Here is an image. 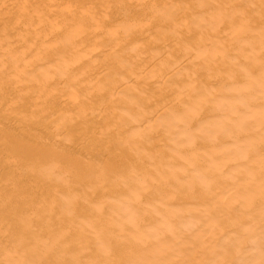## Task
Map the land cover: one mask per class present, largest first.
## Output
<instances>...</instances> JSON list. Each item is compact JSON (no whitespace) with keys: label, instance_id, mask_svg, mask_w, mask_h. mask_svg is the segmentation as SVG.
Here are the masks:
<instances>
[{"label":"bare ground","instance_id":"obj_1","mask_svg":"<svg viewBox=\"0 0 264 264\" xmlns=\"http://www.w3.org/2000/svg\"><path fill=\"white\" fill-rule=\"evenodd\" d=\"M143 1L146 0H0V59L4 61L3 58L5 57V61L3 63L4 65L2 66H5V62L8 65L7 68L1 67L3 70H0V110L3 111L0 112V260H3L5 264H194L192 263L194 260H197L196 263L198 264H250L252 262V260L250 262V258L254 259L251 250L254 252L256 247L259 248V255L256 257L261 259L259 262H255V264H264V226L262 227V230L258 231V228H255L254 225L257 221V218L258 220H260L259 217H263L264 215V131L262 133V131L260 130L261 140L260 138H258V135H260V133L257 132L256 134H254V130H252L249 135H245L247 139L246 141H248V145L250 146V148L252 147L256 150L259 145L261 146V149L259 146L260 155H255L254 153L256 151L253 153L254 150L252 151V148H249L252 151H250L249 153H253L255 155L254 156L251 154L249 158V160L253 161L252 166L251 164H248L253 168V170L246 172V178L253 179L252 186L241 188L238 185H240L242 182L240 184L236 183L237 181L234 182L233 180L229 182L228 180L231 178V176H229L230 178L228 177L229 179H227L228 183H226V186H223L225 187L224 190L218 189V185L216 186V181V183L213 182L212 184L208 185V187H204L203 192H201L202 196L200 195L204 201H210L209 203L215 208L212 209V211L225 208L224 210L227 214L232 208L231 199H233L237 195H241V197H244V195H247L250 190L252 192H255L252 200L256 205H253V207H251V210L248 209L249 212L242 211V215L240 214V217L239 215H235V213H233L234 211H232L231 213L234 214V219L236 220V222H233L232 225L228 221L226 222V224L229 223L228 227H232L230 228L232 229V233L230 232L229 235H227L229 231L227 232V234H225L224 232V239L221 237L225 241V239L227 240V236H233V232L234 230H236V236H234L233 238H228L229 240L232 239V241H235L233 243H237V245L235 244V248L237 247L236 251H234V253L236 252L235 254L237 260L234 262L232 259H217V257L221 255L227 247L225 246L226 243L229 242H224L222 241V239L218 240L219 235L218 237L216 235L219 234L220 227H216V225H214L215 228H218L219 230L213 229L214 226H212L213 228H210L212 230L218 231L216 232L217 234L215 233V236L217 238L213 237V235L211 237L216 239L215 242L213 240L212 242L207 241V245L199 244V248L192 247L190 243H187L188 241L185 242L187 248L184 245V250H190L191 253H196V251L202 252L198 255L196 253L197 256L205 254L206 251L207 253L208 251H210L213 255L212 263H208V260L206 261L204 257H201L198 260L194 256L195 254H183L181 251L180 253L178 252V254L174 253V250L176 249V247L174 246H176L177 244L181 245V243H183V240H181L178 236L179 233L177 234L176 229L178 228L175 229L170 224L172 221L171 218H175V215L177 214L174 213L172 207L168 206V202L175 197L176 192H169L168 190H163V192L142 191L145 189L143 186H141L142 188H135L132 185H135V183H137V181L134 182L133 179H136L138 177V173L136 174L134 172L133 174H131L130 172H138L136 170V168H138L139 171H142V173L139 172V174H144L145 171L143 173V170H140V168L143 167L144 163L142 162V160H139L138 157L140 155H137L138 157L135 155L138 160H134L132 158L131 161L130 156H121L119 152L122 149L124 151V145H126L124 144L125 142H131L128 138L130 135L137 138L134 141L136 143H142V139L146 140L145 142H147L150 139L149 135L152 131L150 129L152 128L153 122L157 123L158 125H162L163 128L166 127L167 130V128H172L173 124L174 126H176L175 123L171 124L174 117L184 118L186 116L187 120L185 121L193 119L194 121L192 120L193 122L191 123L194 124L193 126L189 127H194L193 129L196 128L197 130L199 128V131L201 132L199 136L204 134L203 138L200 136L201 141L199 143H202L203 139V144H200V147L202 149H205L204 147L207 146V142H218L220 144V141H223L225 135L229 134L228 130V134H226L225 131L228 127L226 124H231V127H229L231 128V130L232 128H234L233 130L235 131V127L241 128L242 125H245V127H247L248 125L249 127L251 125V120L249 119L252 117H256L260 114V116L264 118V114L260 112L257 113L253 110L256 107L250 108L251 110L248 111V117H246L247 115L245 116L244 110H242L241 108V115L240 110L236 111L237 109L232 108L234 107V103L231 104L232 101L230 102V104L227 102L228 97L226 96V98L223 96L226 101H223L224 103L222 102V106L216 109L215 107H212L211 109L214 110L210 113V105H206L209 110L206 109V106L205 109L207 113H209V115L207 114V116L206 113H204L201 114L203 116H198L200 118H198L196 115V118L195 110L201 104L210 100V98L212 99L210 91H200L201 93L198 92L199 96L195 95V98L191 99H188V97L186 98L187 101H184L185 98L183 95L182 96L184 100L182 97H179L182 94H180V92H183L182 88L181 91H179V89L175 87L170 89L168 92L164 91V89L167 88V84L173 82L179 77H183L184 80L186 79V83L188 84L190 78L192 81V79H194L196 76L201 75L199 73L202 71L203 61L206 57L209 60L214 59L217 62L220 59L225 61L229 56L231 57V53L229 55V52L234 49L233 47H235L236 44L233 46L234 43H231L233 46H230L232 47V49L230 48L231 50L228 48V50L224 52L222 51L212 53V51L210 53L209 50H211V48L209 49L207 47L211 44V41L209 42L208 39L206 40V38L210 37L205 38V35L201 37L203 33H194L192 32L193 29L185 30L184 33H182V37L173 36V38L171 39H166L171 30L169 32L166 31V33L168 32L167 36L166 33L159 30V26L155 27L154 30L151 31L149 29V26L151 24L145 22L146 20L142 21V18L148 17L150 19H157L159 21V17L157 18V16H164V13L162 15H159V12L163 11L166 8L165 5L168 3V0L166 4V0L146 1H152L149 2L151 4L144 3ZM191 1L192 0H178V4L175 7L177 8V13H180L186 19L187 23V19H194V17H198L197 15H199L200 17L201 15H207L208 13H213L218 10H229L228 18L231 19L235 16H238L240 12L254 8L253 6H255V4H259L258 7H260V3H257L256 0H206L204 4H201V0H198V2L194 4L197 1L194 0L192 6ZM173 8L174 4L169 3V11L167 14L165 13L169 19H173V16L176 14ZM251 11L250 13H248L249 15L245 16H248L249 18L252 15ZM210 15L209 17L213 19V16ZM224 15H226V13H224ZM224 15H222L221 17H223ZM215 16L218 17V15ZM245 16L243 18H245ZM206 17H208V15ZM217 17H214L212 22H214L215 19L218 20ZM177 18L175 16V20ZM211 18H207L206 21L209 20L211 22ZM199 19L200 18H198V20ZM205 19H202V21H204ZM252 19L253 18H249V20H251L253 24L249 22L251 25L248 28L242 27V29H239V26H237V24L240 22H238L237 24H232L231 26H237H233V28L230 27L231 23H227L229 19H226L225 21L221 20V24H218L216 20V22L212 23V25H215V27L210 29V33L214 34V36L216 34L217 36L224 37L228 36V34L232 35L234 33L235 35L232 36V39L233 37L236 38L238 36L239 38L237 37V40H240L238 42H242V45L247 41L249 42V40L243 42V40L249 39V36L253 38L252 36L256 35L253 39H256L258 37V40L263 41L264 38H259L261 35L259 36L258 34L260 32L264 34V11L262 14L256 16V19H254L255 21ZM148 20L149 19H147V21ZM175 20H173V22ZM198 20H196V22ZM246 20L248 21V19H245L244 22ZM244 22L242 21L240 24ZM202 24L203 23H201V25ZM178 26L176 27L178 28ZM167 27L168 24L165 27L163 26V28L166 29L170 28V26L169 28ZM121 29L122 31H120ZM238 30H240V32ZM203 31L205 32V30ZM155 33H158V35ZM152 35H154L155 39L157 37L158 42L156 40H151V37H153ZM208 36H212L213 38V35ZM221 38L223 39V37ZM237 40L234 41L238 43ZM206 41L210 43L208 44L207 42L208 46L205 45ZM263 42H261V44H263ZM240 43L238 44L241 45ZM250 43L251 41L249 42V44ZM140 44L143 47L141 50H138L137 47ZM216 45L217 44L215 43L214 47ZM256 46L259 49L260 46ZM211 47L213 46L211 45ZM238 49L239 48H237V51ZM262 51L264 52V44ZM242 53L245 54L244 52ZM234 54L236 55V53ZM262 55L264 56V53H262ZM263 56L261 58H264ZM243 57L245 58H242L240 60H246V56ZM257 59L258 58L256 57V60ZM240 63L244 64L243 61L239 62V64ZM234 64H232L231 66H233ZM247 64L248 62L246 63V65ZM215 65L214 70L217 68L215 67ZM219 65H221L222 67L224 65L226 66V64L222 65L221 62ZM246 65H244V67ZM259 65H261V63H259ZM259 65L256 66L255 64V67H259ZM219 67L220 66H218V68ZM251 67L255 68L254 66ZM260 67L263 68V66ZM260 67L258 71L260 70ZM155 69L159 72H157L158 75L155 73V75H157L156 79L152 84H150L149 74ZM234 69H236V73H234L238 76V73L243 70H238V72V68ZM245 69L246 68H244V70ZM258 71L256 69L255 71H253V74ZM231 73L222 70V72L218 74L217 78L225 79L229 78L230 76L232 77ZM235 74L234 76H236ZM10 76L13 77V80L11 79V82L10 80H8L9 82L5 83L6 79ZM251 76H253L254 79V75ZM260 76H262V74ZM212 78H210V80ZM240 79L241 78L239 77V80ZM239 80L236 81L235 79L236 83ZM244 81L246 80H243L241 82L243 83ZM229 82L231 83L233 81ZM63 83L70 89L75 88L76 90H78V92L82 89L86 90V92H88L90 89H95L94 92H97L95 98H99L97 100L91 99V97L93 96L92 95L89 98L91 100H89L88 102H84V104L81 106V102H78L76 96L71 94L75 89L68 92V94H59L60 92L57 93L59 90H61L59 88L57 92L54 91L56 90L55 86H58L59 84L63 85ZM191 83L194 82L192 81L190 82V84ZM214 84H216V82L211 85L215 86ZM221 84L222 83H220V85ZM245 84L248 83L244 82V85ZM148 85L152 86L150 88H147ZM218 85L216 86L218 87ZM187 86L189 85L185 84L182 87L188 89ZM251 86L254 89L252 87H247L249 88V90L247 89L248 92L250 91V89H252L251 91L260 89L258 83L254 81L251 82ZM4 87H6V90H4ZM247 91L246 89H244L245 94ZM248 92L247 94H249ZM178 94L180 95L178 96ZM257 94L258 91L256 92V99H252V97L250 96L249 98L248 96L246 98H251V100H253V103L259 102L260 107L264 108V93H261L262 95L260 96H258L259 94ZM133 95L142 98L143 96H147L148 99L157 98L158 104H160L161 109L163 110L160 113L158 112L159 109L157 112L153 110L152 112L154 113H149V108H152L154 104L151 106L150 101L146 102V100H144L146 102L145 104L149 105L139 106L140 101L138 100H140V98L135 101L129 99L130 96L134 98L135 96L133 97ZM242 95V99H244L245 95L243 93ZM219 96H221V94ZM147 97L145 98L147 99ZM241 101L245 102L246 100ZM246 102L251 103V101L249 100H247ZM143 103L144 102L142 100L141 105ZM237 103H239V101ZM237 103L235 104V106L237 105ZM4 106H6V108H2ZM127 108L130 109L128 110L130 111V114H126L128 113L126 112ZM84 109L85 112L81 115L80 110L82 111ZM201 111L203 112V110ZM234 114H236L237 118L240 117L239 120H236L237 118ZM204 115H206L207 117H204ZM80 116L84 119L92 121L93 124L90 122L92 126L103 124V127L105 128L106 125L107 129L94 131L91 126L88 127L86 125H82L83 123H79L81 120H84L83 118L81 120H78ZM177 119L179 120V118ZM176 121L173 120V122ZM183 121L184 119H181L179 122L177 121L178 123H180V125L178 124L179 126L177 125V129L178 127H182L181 122ZM255 122L253 123L254 126H251V128H256ZM223 123H225L224 125H226V129L222 128L221 125H223ZM155 125L156 124H154V126ZM109 126L110 128H108ZM251 128L249 127V130H246V128L241 129L242 131L246 130V132L249 133L248 131H250ZM241 129H239V132ZM160 130H162V128ZM169 130L173 131V129ZM168 131H166L168 135H171V133L174 135L173 132L170 133V131ZM163 132L166 133L165 131ZM223 132L225 133V135L221 134ZM236 132L240 135L237 129ZM236 132L234 134H236ZM233 133L230 134L234 135ZM184 134H186V136L183 140L181 139L182 137L179 136L181 137V142L179 139V143L185 144V150L187 147V151L190 152V156L185 157V161L183 163H186V168L188 163L195 161L197 162L198 159L201 160L202 156H198L197 154L202 151V149H200L199 144H197V147L186 146V143H191L193 137H191L192 134L187 135L188 133L186 132ZM242 134H244V132L241 133V135ZM232 135H230V137H232ZM239 135L237 136L239 137ZM176 136H178V134L174 136V139ZM227 137L229 138V136ZM243 137H241L240 139H242ZM106 139H109V141L106 142ZM224 140H227V138ZM230 140L232 139L230 138ZM174 141L175 140H173L172 142ZM196 141L199 140L196 139ZM243 141V143H245V138L243 139ZM134 142H131V144ZM239 143L240 141L236 145H244L242 143ZM170 144L171 143H169V145ZM228 144L233 145L232 142ZM176 145L177 144L173 146L170 145L169 148L171 149V147H173L176 149ZM222 145H224V143ZM231 145L229 146L226 143L222 147H231ZM248 145H244L241 147L244 148ZM138 148H136V150ZM226 149L229 151L231 150L228 149V147ZM259 149H257V151ZM128 150L123 154H126L128 152L130 153L131 150ZM243 150H245V148L241 149V151ZM165 151L167 152V150H164V153ZM169 151H172V149H168V153ZM174 151L175 150L173 149L172 152ZM187 151L185 152L187 153ZM138 152L141 154L140 151ZM172 152L170 154L174 156ZM207 152L208 151L204 150L203 154L206 155ZM233 152H235V157H238L242 153L237 150V148L234 149ZM221 153L222 152H220V154ZM160 154H163V152H161ZM216 154L217 153H215V155ZM220 154L218 153L219 156ZM107 155H113L112 157H114V159L117 155H119L117 159L119 160L120 158L121 161L110 159L113 160L112 166V163L109 162L108 164L107 162L110 167L107 166V164L103 163L102 165H106L107 167H109L107 168L103 166L106 168V170H102V166L101 168H99L97 166L91 165V163H88L89 160L86 161L91 157H104ZM212 155L213 154L210 153L208 155V159L207 157L205 158L207 159V162L210 161ZM226 155H224V159H228L229 157L232 159L234 158L229 154V157L226 158ZM58 157L64 158L65 162L63 164L60 163L61 165H57V163L51 164V162H53V160L57 159ZM241 157L239 156V160ZM160 159L162 158L160 157ZM214 159L215 157L212 160ZM102 160H104V158H102ZM147 160L149 162V159ZM217 160L218 159L216 158V161ZM234 160L235 158L232 161ZM249 160H247V162ZM225 161H223V163L221 164H224ZM144 162L146 163V161ZM205 162L206 161H203L199 165V169L197 167L199 171H204L206 166H208L207 164L209 163L205 164ZM177 166H174L176 168V171H181L180 167L183 165H180V167ZM195 166H198V164L196 163ZM195 166L193 167L195 168ZM228 166L226 165V167ZM239 166L240 165L236 166L235 169L232 168V170H234L233 177L235 176V172H238L235 170L241 169L238 168ZM133 168L135 170H133ZM147 168L145 167L144 169L149 171L150 168ZM209 168L210 173L215 177L219 176V178H222L223 181L226 179L225 177H221V174H218V170L220 169L218 168V165L213 164V166L211 165V167ZM232 170L228 173H233ZM108 173L110 174L108 175ZM228 173H226V175ZM196 176H198V174H196ZM222 179L218 182L219 185L223 184ZM102 180L105 182H102ZM140 181L138 180V182ZM129 182L131 183V185H129ZM198 183L200 186H202L201 182ZM93 184H95L96 186H94ZM5 189H8L7 193ZM186 189L187 192L190 190V188ZM259 190L261 191L259 192ZM2 192H5L6 194ZM224 193L227 195L226 197L230 196L228 198H225L227 199L228 204L226 203V205L228 206H224L225 203H218V200L216 199L220 198L222 200L220 196L224 195ZM192 195L193 194H191V197ZM247 197L249 198V194L246 196V198ZM228 199L230 200V203ZM235 199L236 198H234V201ZM247 199H243V201L245 202V205L248 206V204L252 200L249 199L247 201ZM133 200H136V202H134ZM212 201L215 203H213ZM219 202L221 201L219 200ZM156 204H160L158 205V207L160 206V208H162L161 211H159L160 209L158 211L155 210L156 215L159 214V217L152 213L154 211L151 212L149 210L155 208ZM186 204L185 206L188 210L189 206ZM148 205H152V208L150 207L148 209ZM129 207L132 208L130 209ZM195 207H198V205ZM241 207H244V205ZM122 209L124 211L122 213L130 215L132 218L129 223L132 224L130 228L133 233L131 232L132 234L130 235L129 232L128 235L125 234L124 236V229H121L123 227H120L121 225L119 226L118 223H115L120 222V224H122L121 221H117L116 219H124V216H122L123 214L121 215L122 219L119 217L120 214L118 215V218L115 215L117 212L122 211ZM182 210L186 212L185 209ZM224 210L222 212H224ZM234 210H236V208ZM240 210H237L238 213L241 212ZM183 211L181 213H183ZM188 211L190 212V210ZM202 211L203 209L201 210V213H203ZM250 212H252V214H250ZM231 213L229 214L230 216ZM135 214H137V216ZM192 214L194 215V212ZM220 214V219L226 216L225 212H220ZM141 216L143 219H139L141 218ZM161 216L167 218L166 221H168H165L166 227L164 229H167L166 231H168V233L170 234L166 233L163 228L162 229L165 232L164 237H166V234H168L167 236L170 235V240L166 241V238L164 239V242H168L170 244V247L167 246L169 247V249H166L165 247L167 244H162L163 239L159 240V237L161 238V236L163 235L158 236L159 241L156 242L158 243V245H164L163 247L160 246L161 251L165 249L168 250L163 251V253H167H161L160 257L159 254L161 251L158 252V256H155L154 253V251H157L156 248H160L154 241L156 238H152V236L156 235L151 234V239H153L154 243L156 244L154 247L157 246L155 248L156 250L153 249V246L151 249L152 242L149 239L150 237L148 238L149 240H147L150 248L146 247L145 250L144 247L141 249L140 240L136 244L133 243V240L137 238L139 239L140 236L142 237V233L150 231L151 228H153L152 230H154H151L152 233H160V230H162L159 229V227H162L161 224L158 225L159 227L156 229V231L154 227H151V225L154 226ZM206 217L208 216H205V218ZM188 219L191 221V218L187 217V222H184L185 228L186 224L190 223ZM213 219H215V217H213L209 221L212 220V222H214ZM212 222L210 223L211 225ZM162 223L164 222L162 221ZM176 223L178 224V226L179 224L183 223L182 214L177 216ZM200 223H198V225ZM148 226H150V228ZM223 226L225 228V225L222 224V229ZM147 227L149 228L148 230H146ZM188 227H190L189 224ZM228 227L226 228L227 230ZM208 228H204V232H206V230L209 231ZM212 230L209 231V236H211ZM199 231L201 230L199 229ZM118 232L120 233L119 235H117ZM198 232L195 231L194 235L192 229V231L188 233V236L193 235L192 238L197 239L196 236L198 235ZM256 233L257 235L262 233V237H260L262 238L263 243H260V245H257L255 243V240L257 239ZM145 237L146 236H144V238ZM211 238L207 239L211 240ZM253 238L256 239L254 240ZM122 239H124V241H122ZM126 239L131 241L127 242ZM145 239H141L142 246H144L143 244L147 243ZM143 240H145V243L143 242ZM96 243H99V246L103 245L102 248H100L101 246L96 247ZM10 244H15L16 246L8 247L11 246ZM136 249L137 251L139 250V252L142 253H139L137 251H134L133 253V250ZM149 250L152 252V257L154 255L152 261H150V258L152 257L147 258L146 254L145 256L141 255L145 252L149 253ZM137 254L139 255V257L141 255L142 258L140 259L139 257H136ZM43 257H45L47 261L44 262ZM157 257L158 259H156L155 261L154 259ZM257 258L255 259L256 261Z\"/></svg>","mask_w":264,"mask_h":264},{"label":"rangeland","instance_id":"obj_2","mask_svg":"<svg viewBox=\"0 0 264 264\" xmlns=\"http://www.w3.org/2000/svg\"><path fill=\"white\" fill-rule=\"evenodd\" d=\"M147 1V0H146ZM146 1H143L144 3H149V2H152V1H148V2H146ZM170 0H168V3H167V0L165 1V6H166V8L163 10V11H161V12H159V15H162L163 13V17H161V16H157V18L159 19V21L157 20V19H150V18H148V17H144V18H142V21H144V20H146L145 22H148V23H150L151 25L149 26L150 28V30L152 31V30H154V28L155 27H157V26H159V30H161V31H163L164 33H166V31H170L169 32V35H170V37H169V35H168V32L166 33V39H171V38H173V36H176V37H182V33H184V31L185 30H192L193 29V31L192 32H194V33H200V34H202L203 33V35H201V37H203L204 35H205V38L206 37H210V38H206V40L208 39V41L210 42L211 41V44L208 42V41H206V43H205V45H207L208 46V44H210L207 48H211V50H209L210 51V53L212 52V53H214V52H224V51H226V50H228V48L230 49H232V47L235 45V47H233L234 49H230L231 51H233L234 52V50H235V52L234 53H236V55L233 53V52H231L230 50V52H229V55H230V53H231V57H230V59H229V57L224 61V60H218V62L216 61V60H214V59H212V60H209V59H207V57L205 58V60L203 61V66H202V71L199 73V74H201V75H199V76H196L194 79H192V81L194 82V83H191L192 85H193V87H192V85L190 84V82H192L191 81V78L189 79L190 81L188 82V84L186 83L187 81H186V79L184 80V78L183 77H179V78H177L176 80H174L173 82H171V83H169V84H167L166 85V89H164V91H169L170 89H172L173 87H175V88H177V89H179V91H181V88H182V91L184 92H180V94H178V96L179 97H182L183 98V96H184V98H185V100H184V98H183V100L184 101H187V99L186 98H188V99H191V98H195V95L197 96L199 93L198 92H202V91H204V90H208V91H210V93H211V97H212V99L210 98V100H208V101H206V102H204L203 104H201L196 110H195V117H196V115H197V117L198 116H203V115H201V114H204V113H206V115L208 114L209 115V113H207V111H206V109L207 110H209V112L211 113V111H213L214 109H211L212 107H215V109L216 108H219L220 106H222L223 105V101H226V99H224V97L226 96V97H228L227 98V102L230 104V102H231V104L232 103H234V107H232V105H231V107L233 108V109H237L236 111H239L240 110V114L242 115V110H244V113H245V116L246 117H248V111H250L251 109L250 108H252V107H256L255 109H253L254 111H256L257 113L258 112H260V113H262V114H264V108H261L260 107V105H259V102H254L253 103V100H251V98L250 99H247L246 97L248 96V98H249V96L250 97H252V99L254 98V99H256L255 97H256V92L258 91V96H260V95H262L263 93H264V63H263V61H264V58H261L263 55H262V53H264L263 51H262V49H263V44H264V40L262 41V40H258L257 38V40L256 39H253V38H255V36H252L253 38H251V36H249L250 38L249 39H245V40H243V42L245 41H247V40H249V42L251 41V43L249 44V42L246 44V43H244L243 45L240 43V42H238V41H240V40H237L238 38L236 37H233V39L234 40H237V42L238 43H240L241 45H239L238 43H236L233 39H232V36L233 35H235L234 33L232 34V35H229L228 34V36H217L216 34H215V36H214V34H212V33H210V29L211 28H213V27H215V25H212V23H214V22H216V20L217 19H215L214 20V22H212L213 21V19H214V17L216 18L217 16H215V15H218V20H217V23L218 24H221V20H226V19H229L228 20V24H230V27H233V26H231L232 24H237L238 22H244V20L245 19H248V21L246 20L244 23H242V24H240V23H238L237 24V26H239L238 28L239 29H242V27L244 28V27H246V28H248L251 24H253L252 23V21L251 20H249V18L251 19V18H253L252 20H254V19H256V16H258L259 14H262L263 13V11H264V0H256L257 1V3H260V7H258L259 6V4H255V6H253L254 8H252V9H249V10H247V11H243V12H240L239 14H238V16H235V17H233V18H228V15H229V10H218V11H216V12H213V13H208L207 15H208V17H206L207 15H201L200 17H199V15H197L198 17H194V19H193V21H192V19L190 18V19H187V21H188V23L186 22V19L180 14V13H177V11H176V9L177 8H175L176 6H177V2H178V0H171L170 2H169ZM176 1V2H175ZM259 1V2H258ZM192 2V4H191V6L193 5V3H194V0H192L191 1ZM198 2V0L194 3V4H196ZM206 2V0H201V4L203 3H205ZM169 3H173L174 4V8H173V10L175 11V15L173 16L174 18L172 19V18H168L167 17V13H168V11H169ZM262 3V4H261ZM149 4H151V3H149ZM198 4H200V3H198ZM167 5H168V7H167ZM191 6H190V8H191ZM257 6V7H256ZM262 8H263V10H262ZM252 10V11H251ZM257 10V11H256ZM250 11H251V13H252V15L248 18V16H245V15H249L248 13H250ZM220 12V13H219ZM247 12V13H246ZM161 13V14H160ZM166 13V14H165ZM215 13H219V14H215ZM224 13H226V15H224ZM246 13V14H245ZM211 14V15H210ZM213 14V15H212ZM242 14V15H241ZM257 14V15H256ZM180 15V16H179ZM209 15L210 16H213V19L211 18V17H209ZM222 15H224L223 17H221ZM175 16H176V18H177V16H178V18L175 20ZM245 16V18H243ZM205 17H206V19H205ZM220 17H221V19H220ZM238 17H241V18H238ZM255 17V18H254ZM163 18H164V20H163ZM184 18V19H183ZM198 18H200L199 20H198ZM207 18L209 19V18H211V22L208 20V21H206L207 20ZM237 18V19H236ZM242 18H243V20H242ZM147 19H149L148 21H147ZM169 19V20H168ZM202 19H205L204 21H202ZM219 19H220V21H219ZM240 19V20H239ZM167 20V21H166ZM173 20H175L174 22H173ZM184 20H185V22H184ZM195 20V21H194ZM196 20H198L197 22H196ZM238 20V21H237ZM242 20V21H241ZM178 21H179V23H178ZM181 21V22H180ZM237 21V22H236ZM255 21V20H254ZM253 21V22H254ZM195 22V23H194ZM249 22H251V24L249 23ZM157 23V24H156ZM174 25H173V24ZM177 25H176V24ZM181 23V24H180ZM193 23V24H192ZM201 23H203L202 25H201ZM247 23V24H246ZM154 24H155V26H154ZM159 24V25H158ZM167 24H168V27L167 28H169V26H170V28L169 29H166V28H163V26L165 27V26H167ZM180 24V25H179ZM211 24V25H210ZM216 24V23H215ZM142 25V24H141ZM179 25V26H178ZM186 25H188V26H186ZM210 25V26H209ZM217 25V24H216ZM174 27V28H172V27ZM176 26H178V28L176 27ZM193 26V27H192ZM203 26V27H202ZM205 26H207V27H205ZM237 26H234V27H237ZM233 27V28H234ZM152 28V29H151ZM172 28V29H171ZM188 28V29H187ZM189 28H191V29H189ZM203 30H205V32L203 31ZM120 31H122V29L120 30ZM123 31H124V29H123ZM180 31V32H179ZM239 32H240V30H238ZM202 32V33H201ZM172 33H174V34H172ZM155 34H157L158 35V33H155ZM171 34H172V37H171ZM208 35H213V38H212V36H208ZM260 37L259 38H264L263 36H264V34H262L261 32L258 34ZM153 37H151V40H156L157 41V37H156V39H155V37H154V35H152ZM221 37H223V39L221 38ZM228 37V38H227ZM219 38H221V39H219ZM247 38V37H246ZM228 39V40H227ZM251 39H253V40H251ZM226 40H227V43H226ZM242 41V40H241ZM158 42V41H157ZM207 42H208V44H207ZM213 42V43H212ZM217 44L215 47H214V45H215V43ZM259 42H260V44H259ZM261 42H263V44H261ZM224 43H226V44H224ZM231 43H234L233 44V46H232V44L230 45ZM253 43V44H252ZM214 44V45H213ZM229 44V45H228ZM237 44H238V46H237ZM29 45H31V44H29ZM141 45V44H140ZM138 46L137 47V49L138 50H141L142 49V45L141 46ZM211 45L213 46V47H211ZM227 45V46H226ZM244 45H246V46H244ZM256 45H259L260 47H259V49H258V47L256 46ZM230 46H232V47H230ZM241 47V49H240V47ZM248 46V47H247ZM252 46H253V49H252ZM139 47H140V49H139ZM239 48L238 49V51H237V48ZM245 47H246V49H245ZM261 47H262V49H261ZM134 48V47H133ZM213 49V50H212ZM249 51H248V50ZM217 50H219V51H217ZM250 51H251V53H250ZM255 51V52H254ZM239 54H238V53ZM242 52H244L245 54H243ZM232 54H233V56H232ZM250 54V55H249ZM260 54V55H259ZM241 55H243V56H246V60L244 59V60H240V59H242V58H245V57H243V56H241ZM248 55V56H247ZM259 57H258V56ZM241 56V57H240ZM240 57V58H239ZM256 57L258 58L257 60H256ZM264 57V56H263ZM254 59V61H253V59ZM261 58V59H260ZM4 59V61H5V57L3 58ZM207 59V60H206ZM4 61H2V59H0V70H3L1 67H3L2 65H4L3 63H4ZM216 61V62H215ZM244 62V64L243 63H240L239 64V62ZM250 61H252V62H250ZM2 62V63H1ZM220 62L222 63V65H224V64H226V66L224 67H222L221 65H219L220 64ZM225 62V63H224ZM229 62V63H228ZM248 62V64L246 65V63ZM211 63V64H210ZM229 65H228V64ZM235 63V64H234ZM250 63V64H249ZM259 63H261V65H259ZM210 64V65H209ZM215 64H218V65H215ZM232 64H234L233 66H231ZM253 64V65H252ZM255 64H256V66H258L259 65V67L260 66H263V68L262 67H260V70L258 71V69H259V67H255ZM214 65H215V67H217L215 70H214ZM238 65V66H237ZM240 65V66H239ZM241 65H243V66H241ZM244 65H246L245 67H244ZM254 66L255 68H252L251 66ZM218 66H220L219 68H218ZM229 66V67H228ZM230 66H231V69H230ZM7 68L8 67V65H7V63L5 62V66L3 67V68ZM226 67H227V69H226ZM246 68L245 70H244V68ZM222 68V69H221ZM233 68V69H232ZM234 68H238L237 69V71L238 70H242L240 73H238L239 74V76L237 75V74H235L236 73V69H234ZM251 68H252V70H251ZM158 69V68H157ZM209 71H208V70ZM257 69V71L258 72H255L254 74H253V71H255ZM159 70V69H158ZM158 70H154V71H152L150 74H149V83L150 84H152L153 83V81L156 79V76L158 75L157 74V72H159ZM206 70V71H205ZM222 70H225V71H227L228 73H231L232 74V77L230 76L229 78H225V79H219V78H217L218 77V74H220L221 72H222ZM217 71V72H216ZM230 71V72H229ZM211 72V73H210ZM235 72V73H234ZM155 73L157 74V75H155ZM207 73V74H206ZM210 74V76H209V74ZM249 73H250V75H249ZM259 73V74H258ZM214 74H215V76H214ZM234 74L236 75V76H238V77H236V76H234ZM247 74V75H246ZM262 74V76H260ZM206 75V76H205ZM209 77H208V76ZM240 75H242V76H240ZM251 75H254V79H253V76H251ZM258 75V76H257ZM214 76V77H213ZM213 77V78H212ZM236 77V78H235ZM239 77L241 78L240 80L241 81H243V80H246V81H244L245 83H248V84H245L244 85V82L242 83L240 80H239ZM243 77H245V78H243ZM210 78H212L211 80H210ZM238 78V79H237ZM243 78V79H242ZM256 78V79H255ZM13 80V77L12 76H10V77H8L7 79H6V81H5V83L7 82H9L8 80H10V82ZM203 79V80H202ZM209 79V80H208ZM232 79V80H231ZM235 79H236V81L237 80H239L238 82H240V83H236V81H235ZM248 79V80H247ZM182 80V81H181ZM206 82H205V81ZM217 80H219V81H217ZM222 80V81H221ZM263 80V81H262ZM179 81V82H178ZM181 81V82H180ZM228 81V82H227ZM229 81H233V82H229ZM248 81V82H247ZM252 81H254V82H256V83H258V86L260 87V89L259 90H253V91H251L252 89H250V91L248 92L247 91V89L249 90V88H251L252 86H251V82ZM208 82H210V83H208ZM212 82V83H211ZM214 82H216V84H214L215 86H212L213 85V83ZM217 82H219V83H217ZM178 83V84H177ZM220 83H222L221 85H220ZM228 83V84H227ZM191 85L190 87L189 86H187L188 87V89L187 88H183L182 86L183 85ZM200 84V85H199ZM208 84V85H207ZM212 84V85H211ZM219 84V85H218ZM234 84V85H233ZM262 84V85H261ZM60 85H61V88H60ZM139 85V84H138ZM182 85V86H181ZM210 85V86H209ZM216 85H218V87L216 86ZM232 85V86H231ZM9 86H10V84H9ZM152 85H148V87L147 88H150ZM223 86V87H222ZM228 86V87H227ZM245 86V87H244ZM224 87H226V88H224ZM247 87H249V88H247ZM56 88V90H54ZM55 88L53 89L54 91H56L57 92V90H59V89H61V90H59L57 93H59V94H68V92H70V91H73V89H75V88H72V89H70L69 87H67L64 83H63V85L62 84H59L58 86H55ZM59 88V89H58ZM195 88H196V90H195ZM197 88H198V90H197ZM253 88V87H252ZM69 91H68V90ZM238 89H240V90H238ZM244 89H246V91L249 93V94H247V92H246V94H245V92H244ZM254 89V88H253ZM4 90H6V87H4ZM92 90V91H91ZM94 90L95 89H90L88 92H86V90H80L79 92H78V90H74L71 94H73V95H75L76 96V99H77V101L78 102H81V106L84 104V102H88L89 100H91V99H98L99 97H97V98H95V96H96V94H97V92L95 91L94 92ZM65 91H66V93H65ZM189 93H188V92ZM191 91V92H190ZM223 91V92H222ZM262 91V92H261ZM200 92V93H201ZM217 92H219V93H217ZM255 92V93H254ZM262 94H261V93ZM79 93V94H78ZM166 93V92H165ZM164 93V94H165ZM216 93V94H215ZM228 93V94H227ZM238 93V94H237ZM240 93H241V95H242V93L245 95L244 96V99H242V96L240 95ZM251 93V94H250ZM164 94H162V95H164ZM185 94V95H184ZM188 94V95H187ZM191 94H192V96H191ZM194 94V95H193ZM221 94V96H219V95ZM223 94V95H222ZM231 94V95H230ZM234 94V95H233ZM253 94H254V97H253ZM84 95V96H83ZM90 95V96H89ZM93 95V96H92ZM183 95V96H182ZM215 95H218V96H215ZM233 95V96H232ZM87 96V97H86ZM92 96V97H91ZM135 96V97H134ZM199 96V95H198ZM224 96V97H223ZM236 96V97H235ZM241 96V97H240ZM91 97V99H89ZM133 97L134 98H132V96H130L129 97V99L131 100H133V101H135V100H137V99H139L140 98V100H138V101H140L139 102V106H148L149 104H145L147 101H150V105L152 106L153 104V106H152V108H149V110H148V112L150 113V112H152L153 110L155 111V112H157L158 111V109H159V113L163 110V109H161V106H160V104H158V99L157 98H154V99H148V97L147 96H143V98L142 97H139V96H136V95H133ZM145 97H147V99L145 98ZM221 97V98H220ZM225 97V98H226ZM238 97V98H237ZM81 98V99H80ZM236 100H235V99ZM79 99H80V101H79ZM229 99V100H228ZM237 99H238V101H239V103H240V105H239V103H237L238 101H237ZM83 100V101H82ZM86 100V101H85ZM142 100H143V104L141 105V103H142ZM144 100H146V102L144 101ZM217 100V101H216ZM220 100V101H219ZM241 100H249V101H251V103H249V102H243V101H241ZM157 101V102H156ZM216 101V102H215ZM255 101V100H254ZM83 102V103H82ZM223 102V103H222ZM237 103V105L235 106V104ZM248 103V104H247ZM256 103V104H255ZM222 104V105H221ZM248 106H246V105ZM249 104H251V105H249ZM203 105V106H202ZM209 106L210 108L208 109V107L207 106ZM213 105H215V106H213ZM218 105V106H217ZM205 106H206V109H205ZM2 108H6V106H4V107H2ZM241 108H242V110H241ZM1 109V108H0ZM4 110V109H3ZM128 110H130L129 108H127L126 109V112H128V113H126V114H130L129 112L130 111H128ZM199 110V111H198ZM201 110H203V112L201 111ZM204 110H205V112H204ZM247 113H246V112ZM0 112H3V111H1L0 110ZM80 112H81V115L85 112V109L84 110H80ZM152 113H154V112H152ZM200 113V114H199ZM149 115V114H148ZM206 115H204V117L206 116ZM207 115V116H208ZM235 116H236V114H234ZM237 115H238V113H237ZM206 116V117H207ZM184 117V116H183ZM196 117V118H197ZM83 117H79L78 118V120H81ZM175 118V117H174ZM173 118V120H175L176 121V119L177 118H179V120L177 119V121L179 122L181 119L183 120L184 119V121L183 122H181L182 123V127H178V129H177V125L179 124L180 125V123H178L177 121L176 122H173V120H172V122H171V124H173V123H175L176 124V126H174V124H173V126H172V128L170 127V128H167V130H166V127L165 128H163V126L162 125H158L157 123H155V122H153L152 123V128L150 129V130H152L151 131V134L149 135L150 136V139L147 141V142H145L146 140H144V139H142V137H141V141H142V143H136V142H134L137 138L135 137V136H132V135H130L128 138L130 139V141L131 142H134V143H132L131 144V142H129V141H127V143L125 142L124 144H126V145H124L125 146V149H124V151H123V149L119 152V154L121 155V156H130V159H131V161H132V158L134 159V160H136L137 159V157L139 158V160H142V162L144 163L143 164V167L142 168H140V170H143V173H144V171H145V173L144 174H139V172H141L142 173V171H139L138 170V168H136V170L138 171V172H136V171H133V172H130L131 174H133L134 172L137 174L138 173V177L136 178V179H133L134 180V182L135 181H137V183H135V185L134 184H132L133 185V187H135V188H137V187H140V188H142L141 186H143L145 189L144 190H142V191H155V192H163V190H168L169 192H176V194H175V197L174 198H172L169 202H168V206H170V207H172V210H174V213H176L177 215H175L176 217L175 218H171L172 219V221H171V225L173 226V228H178V229H176L177 230V234H178V236L180 237V239L181 240H183V243H181V245L180 244H177L176 246H174V247H176V249L174 250V253H176V254H178V252L180 253V251L184 254V253H186V254H189V253H191L190 252V250H188V251H186V250H184V245H185V242L186 241H188L187 243L189 244L190 243V245L192 246V247H195V248H199L198 246H200L199 244H208V242L207 241H211L212 242V240L215 242V238H217L218 237V235H219V238H218V240H220V239H224V236H225V234H227V232H228V234L227 235H229V233L231 232L232 233V229H230V228H232L231 226L230 227H228L229 226V223L232 225V223L233 222H236V220L234 219V214L233 213H235V215H239V217H240V214L242 213V211L243 212H249V210H251V207H253V205H256L255 204V202L252 200V198L254 197V194H255V192H252L250 189V191H249V193H247V195L249 194V198L247 199L246 198V194L244 195V194H242V195H244V197L242 196L241 197V195H237L236 197H234V198H236L235 199V201H237V202H235L234 201V198L233 199H231L232 200V202H231V204H232V208H231V210H230V212L229 213H227L226 214V211L224 210L225 208H223V209H216V210H213L212 211V209H215L209 202L210 201H208V202H206V201H204L203 200V198L201 197L202 195H201V192H203V188L204 187H208V185H210V184H212L213 182H215L216 183V181H217V183H216V186L218 187V189H220V190H224V188L225 187H223V186H226V183H228L227 182V179H229L230 177L229 176H231V178L228 180L229 182L230 181H234V182H236V183H241L240 185H238L239 187H241V188H246V187H251L252 186V180L253 179H251V178H246L247 176H246V172H248V171H252L253 170V168L251 167L252 166V163H253V161H251V160H249V158H250V156H251V154L252 155H256V154H259L260 153V149H261V146H260V149H259V146L257 147V149H259L258 151H257V149L255 150L254 148H252V151H253V153H249L251 150V148H250V146L248 145V141H246L247 139H246V137H245V135H249L250 134V132L252 131V130H254L253 132H254V134H256L257 132H259L260 133V135H258L259 137L258 138H260V140H261V131H262V133H263V131H264V118H262L261 116H260V114L259 115H257L256 117H252V118H250L249 120H251V125L249 126L250 128H251V126H254V122H255V120H256V122H255V126H256V128H254V127H252L251 128V130L250 131H248L249 133H247L246 132V130H249V127H248V125H247V127H245V125L243 126H241V128L243 129H245L246 128V130H243L242 131V129L241 128H237V127H235V131L233 130L234 128H232V130H231V124H226L228 127H227V129H226V125H224L225 123H227V122H225V123H223V125H221L222 126V128H225L226 130V134H228V132H229V134L230 133H233V131H234V133L236 132V129L238 130V132H239V129H241L240 130V135H241V133H243L244 132V134H242L241 135V137H243V135H244V137L242 138V139H240L241 137H240V135L239 134H237V132H236V134H234V135H232V134H230V135H232V137H230V135L228 134V135H225V133L223 132V133H221V134H224L225 135V138L224 139H226L227 138V140H224L223 139V141L221 142L220 141V144L218 143V142H214V143H211V141H210V143L209 142H207L206 143V147H204L205 149H202L201 147H200V144L202 145L203 144V139H202V143H199L200 141H201V137L203 138L204 137V134L203 135H200L199 136V134L201 133L200 131H199V128H198V130L195 128V129H193L192 127H189V126H193V124L194 123H191V122H193L192 120H190L189 119V121H185V120H187V118H186V116L184 117V118H180V117H176L175 119ZM186 118V119H185ZM198 118H200V117H198ZM236 118H237V116H236ZM235 118V119H236ZM239 118L240 117H238L236 120H239ZM84 119V118H83ZM86 122H85V121ZM84 120H81L79 123H83L82 125H86V126H88V127H92V129L94 130V131H98V130H104V129H107L106 128V125H105V128L103 127V124H101V125H93L92 126V124H93V122L92 121H89V120H87V119H84ZM84 121V122H83ZM150 121V120H149ZM259 121V122H258ZM92 124H91V123ZM148 124V123H147ZM154 124H156L155 126H154ZM253 124V125H252ZM178 125V126H179ZM258 125V126H257ZM171 126V125H170ZM187 129H185L184 127ZM113 127V126H112ZM111 127V128H112ZM176 127V128H175ZM108 128H110V126L108 127ZM162 128V130L163 131H168L169 129H173V131H171V130H169L170 131V133L171 132H173L174 133V135L171 133V135L169 136L168 135V133L166 132V133H164L162 130H160ZM175 128V129H174ZM182 128V129H181ZM190 128V129H189ZM158 129V130H157ZM179 129H180V131H179ZM184 129V130H183ZM193 129V130H192ZM183 130V131H182ZM188 130H189V132H188ZM227 130H228V132H227ZM261 130V131H260ZM154 131V132H153ZM162 131V132H161ZM168 131V132H169ZM186 133H188L187 135H191V137H193V140L191 141V143H186V146H190V147H197V144H199V147H200V149H202V151H200L201 152V154H200V152L197 154L198 156L199 155H201L202 156V158H204V159H202L201 158V160L200 159H198L197 160V164H198V166H195V162H190V163H188L187 164V167L186 168H188V169H186L185 168V166H186V163L185 164H183L184 163V161H185V157H188V156H190L189 154H190V152L189 151H187L188 150V148L186 147V150H185V144H181V143H179V139L181 138L182 140L183 139H185V136H186V134H184L185 132ZM232 131V132H231ZM159 132H160V134H159ZM192 132V133H191ZM199 132V133H198ZM245 132H246V134H245ZM162 133V134H161ZM183 133V134H182ZM178 134V136H176L175 137V139H174V136L175 135H177ZM180 134V135H179ZM157 135V136H156ZM224 135H223V137H224ZM237 135H239V137L237 136ZM147 136V135H146ZM145 136V137H146ZM179 136H181V137H179ZM227 136H229V138L227 137ZM151 137H153V138H151ZM168 137V138H167ZM233 137H234V139H233ZM239 139H238V138ZM230 138L232 139V140H230ZM236 138V139H235ZM245 138V143H243L244 141H243V139ZM110 139V138H109ZM109 139H106L105 141L106 142H108L109 141ZM173 141V140H175L174 142H172L171 140ZM176 139H177V141H176ZM181 139H180V142H181ZM196 139L197 140H199V141H196ZM126 140H127V138H126ZM240 141V143H242V144H244V145H248V146H245L244 148H245V150H243V151H241V149H244L243 147H241V146H244V145H241L240 143V147L239 146H237L236 144ZM260 140H259V142H260ZM235 141V142H234ZM195 142H196V144H195ZM198 142V143H197ZM232 142V144L233 145H231V144H228V143H231ZM169 143H171L170 145L171 146H173V145H175V144H177L176 145V149L175 148H173V147H171V149H172V151H173V149L175 150L174 152H172V151H169V153H168V149L169 150H171L170 148H169ZM175 143V144H174ZM179 143V144H178ZM216 143H218V144H216ZM224 143V145L227 143V145H231V147H229V146H226V148L228 147V149H231L230 151L229 150H227L225 147L223 148L222 146H224V145H222ZM131 144V145H130ZM214 144V145H213ZM169 145V146H168ZM183 145V146H182ZM196 145V146H195ZM212 145V146H211ZM220 145H222V146H220ZM234 145H236V146H234ZM128 146V147H127ZM138 146H139V148H138ZM165 146H168V147H165ZM178 146V147H177ZM211 146V147H210ZM147 147H150V148H147ZM62 148H64V147H62ZM62 148H60V149H62ZM124 148V147H123ZM136 148H138L137 150H136ZM146 148V149H145ZM209 148V149H208ZM236 149L237 148V150H239L240 152H242L241 153V155H242V157H241V155H239L241 158H240V160H239V156L238 157H235L236 155L234 154L235 152H233L234 151V149ZM250 148V149H249ZM128 149H130L131 151H130V153L128 154V153H126V154H123V153H125ZM149 149V150H148ZM167 150V152L165 151V153H164V150ZM226 149V150H225ZM136 150V151H135ZM204 150L205 151H208L207 152V154L209 155L210 153L211 154H213L212 155V157H211V159H210V161H208L207 162V159H208V155L206 154H203L204 153ZM210 150H211V152H210ZM123 151V152H122ZM129 151V150H128ZM138 151H140L141 152V154L138 152ZM178 151V152H177ZM185 151H187V153H188V155H187V153L185 152ZM228 151V152H227ZM251 151V152H252ZM161 152H163V154H160ZM172 152V154H174V156L173 155H171L170 153ZM213 152V153H212ZM220 152H222L221 154H220ZM229 152H231V153H229ZM134 153V154H133ZM137 153V154H136ZM215 153H217L216 155H215ZM218 153L220 154V156L218 155ZM123 154V155H122ZM147 154H148V156H147ZM167 154H169V155H167ZM226 155V158H228L229 156H228V154L229 155H231V157H234L235 158V160L236 159H238V160H236V162H235V160L234 161H232L233 159L232 158H228V159H224L225 157H224V155ZM234 154V155H233ZM137 157H136V156ZM167 155V156H166ZM187 155V156H186ZM205 157H204V156ZM254 155V156H255ZM260 155V154H259ZM113 155H107V156H104V157H91L90 159H87L86 161H88V163H91V165H94V166H97V167H99V168H101V166H102V170L104 169V170H106V168L105 167H107V166H109L108 164H109V162L110 163H112L113 162V160H115V161H121V159L119 158V160L117 159L118 157H119V155H115L116 156V158L114 159V157H112ZM134 156H135V158H134ZM144 156H146V157H144ZM159 156V157H158ZM200 156V157H201ZM160 157L162 158V159H160ZM165 159H164V158ZM207 157V159H205ZM215 157V161H216V158L218 159L216 162L214 161V160H212L213 158ZM102 158H104V160H102ZM145 158H146V160H145ZM248 158V159H247ZM39 159V158H38ZM110 159H113V160H110ZM128 159H129V157H128ZM147 159H149V162H148V160ZM168 159V160H167ZM65 159L64 158H62V157H58L57 159H54L53 160V162H51V164H53V163H57V165H61V164H63L65 161H64ZM127 160V159H126ZM138 160V159H137ZM226 160V161H225ZM246 160V161H245ZM247 160H249L248 162H250V163H248L247 162ZM103 161H105V162H103ZM144 161H146V163L144 162ZM151 161H152V163H151ZM180 161H181V163H180ZM203 161H206L205 162V164L206 163H209V164H207L208 166H206V168L204 169V171H199L198 169H199V165L203 162ZM213 161V162H212ZM223 161H225V165L224 164H221V163H223ZM241 161H244V162H241ZM107 162H108V164H107ZM149 163V165H148V163ZM199 162V163H198ZM212 162V163H211ZM219 162V163H218ZM61 163V164H60ZM107 164V166L106 165H102V164ZM230 163H231V165H230ZM235 163V164H234ZM237 163H239V164H237ZM245 163V164H244ZM101 164V165H100ZM152 164V165H151ZM194 164V165H193ZM213 164L214 165H218V168H220L219 170H218V174H221V177H225L226 179L223 181V179L222 178H219V176H214L213 174H211L210 173V168L209 167H211V165L213 166ZM242 164V165H241ZM245 166H244V165ZM248 164H251V166L250 165H248ZM113 165V163L111 164V166ZM179 166L180 167V165H183V166H181L180 167V170L181 171H179V172H177L176 171V166ZM195 166V168L193 167V166ZM220 165H222V166H220ZM224 165V166H223ZM226 165L228 166V167H226ZM238 165H240L238 168H241L240 170H238V169H236L235 171H238V172H235V176L233 177V174H234V170H232V168L233 169H235L236 168V166H238ZM103 166H105V167H103ZM175 166V167H174ZM177 166V167H178ZM192 166V167H191ZM232 166V167H231ZM110 167V166H109ZM109 167H107V168H109ZM147 168V169H149V171L148 170H146V169H144V168ZM197 167H198V169H197ZM248 167H249V169H248ZM182 168V169H181ZM194 168V169H193ZM228 168V169H227ZM231 168V169H230ZM191 169V170H190ZM197 169V170H196ZM230 169V170H229ZM77 170H79V169H77ZM133 170H135L134 168H133ZM224 170V171H223ZM226 170H229V171H233V173H228L229 171H226ZM29 171V170H28ZM81 171V170H80ZM170 171V172H169ZM173 171V172H172ZM208 171V172H207ZM169 172V173H168ZM195 174H194V173ZM221 172H223V173H221ZM224 172H225V175H224ZM171 173V174H170ZM226 173H228V174H230V175H226ZM241 173H245V174H241ZM65 174V173H64ZM110 173H108V175H109ZM196 174H198V176H196ZM239 176H237V175ZM141 175V176H140ZM158 175V176H157ZM186 175V176H185ZM213 175V176H212ZM224 175V176H223ZM244 175V176H243ZM117 176V175H116ZM237 176V177H236ZM196 177V178H195ZM200 177V178H199ZM229 177V178H228ZM242 177H243V180H242ZM216 178V179H215ZM233 178V179H232ZM246 180H245V179ZM221 179H222V182H223V184L222 185H219L218 184V182L219 181H221ZM240 179H241V181H240ZM132 180V181H133ZM138 180L140 181V182H138ZM248 180V181H247ZM250 180V181H249ZM205 181H206V183H205ZM102 182H105V181H103L102 180ZM198 182H201V184H202V186H200L199 185V183ZM156 183V184H155ZM245 183H246V186H245ZM94 186H96L95 184H93ZM129 185H131V183L129 182ZM128 185V186H129ZM205 185V186H204ZM127 186V185H126ZM221 186V187H220ZM243 186V187H242ZM186 188H190V190L188 191L189 192V194H188V192H187V189ZM222 188V189H221ZM186 190V191H185ZM5 191H6V193L8 192V189H5ZM258 191V190H257ZM261 190H259V192H260ZM178 192V193H177ZM182 192H184V193H182ZM2 193H5V192H2ZM5 193V194H6ZM191 194H193L192 195V197H191ZM203 194V193H202ZM201 195V196H200ZM225 195V196H224ZM224 195H222V196H220L221 198H222V200L219 198H216L218 201V203H225L224 204V206H228V205H226V203L228 204V202H227V199H225V198H228V197H230V196H228V197H226L227 195L224 193ZM179 196V197H178ZM189 196V197H188ZM224 196V197H223ZM198 197V198H197ZM238 197V198H237ZM241 197V198H240ZM184 198V199H183ZM244 200H246L247 199V201L249 200V199H251L252 201H250V203L248 204V206L247 205H245V202L243 201V199ZM196 199V200H195ZM198 199V200H197ZM225 199V200H224ZM242 199V200H241ZM184 202H183V201ZM215 200V199H214ZM219 200L221 201V202H219ZM229 200V199H228ZM134 202H136V200H133ZM193 201V202H192ZM213 202V201H212ZM233 202H234V204H233ZM241 202V203H240ZM187 203V204H186ZM190 205H189V204ZM213 203H215V202H213ZM229 203H230V200H229ZM257 203V202H256ZM180 204V205H179ZM184 204V205H183ZM185 204L186 205H188L189 206V209L188 210H190V212H192L193 210V212H194V215L192 214V213H190L188 210H187V207L185 206ZM192 204H193V207H194V209H193V207H192ZM196 204V205H195ZM158 205H160V204H156V206H155V208H152L151 206L152 205H148L149 207H148V209L151 207L152 209H154V210H152V209H149L151 212L152 211H154V212H152V213H154V215H156V211H158L159 209V211H161L162 210V208H160V206L158 207ZM198 205V207H195V206H197ZM244 205V207H241V206H243ZM162 206V205H161ZM181 206V207H180ZM247 206V207H246ZM186 207V208H185ZM200 207V208H199ZM238 207V208H237ZM257 207H259V206H257ZM130 208V207H129ZM132 208V207H131ZM130 208V209H131ZM236 208V210H234ZM182 209H185L186 210V212L185 211H183ZM192 209V210H191ZM198 209H203V213H201V210H198ZM241 209V210H240ZM249 209V210H248ZM156 210V211H155ZM183 211V213H181L182 211ZM197 210V211H196ZM224 210V212H225V214H226V216H224L222 219H220L221 218V214H220V212L221 213H224V212H222ZM240 210L241 212H239L238 213V211ZM135 211V210H134ZM178 211H180V212H178ZM232 211H234L233 213H231ZM122 212H124L123 211V209H122V211H120V212H117L115 215H116V217L118 218V215L120 214V218L122 219V217H121V215L122 216H124L123 218L124 219H122V220H118V219H116L117 221H121V223L122 224H120V222H115V223H118V225L120 226V227H123V228H121V229H124V236H125V234L126 235H128V233H129V235L130 234H132L133 233V231H131V226H132V224H130L129 223V221L130 220H132V218H131V216L130 215H127L126 213H122ZM179 214H178V213ZM188 212V213H187ZM198 214H197V213ZM136 213V212H135ZM157 213H159V212H157ZM162 213V212H161ZM160 213V214H161ZM190 213V214H189ZM231 213V216L229 215ZM180 214H182L183 215V223H181V224H179V226H178V224L176 223V220H177V216H179ZM196 214V215H195ZM203 214V215H202ZM220 214V215H219ZM246 214V213H245ZM250 214H252V212H250ZM264 214V213H263ZM136 216H137V214H135ZM197 215H199V216H197ZM242 215V214H241ZM262 215V214H261ZM128 216H129V218H128ZM156 216H158L159 217V214H157ZM194 216V217H193ZM205 216H208L210 219H212L213 217H215V219H213V221L214 222H212V220L211 221H209L210 219L208 218V217H206L205 218ZM230 216V217H229ZM252 216V215H251ZM187 217L188 218H191V221H190V223H188L189 224V226L190 227H188V224H186V228H185V224H184V222L186 223L187 222ZM217 217V218H216ZM119 218V219H120ZM139 218V217H138ZM162 218H163V220H162ZM186 218V219H185ZM229 218H230V220H229ZM263 218V219H262ZM139 219H143L142 218V216H141V218H139ZM161 219V220H160ZM160 219H158V222L157 223H155V225L154 226H152L151 225V227H154V229H155V231H156V229L159 227L158 225H162V227L160 228L159 227V229H164L165 227H166V225H165V221L167 220V218H165V217H160ZM170 219V220H171ZM228 219V220H227ZM259 219L261 220H258V218H257V221H256V223L254 224L255 225V228H258V231H260V230H262V227L264 226V215H263V217H259ZM195 220V221H194ZM226 220V221H225ZM162 221L164 222V223H162ZM199 221V222H198ZM229 222L228 224H226V222ZM231 221V222H230ZM125 222V223H124ZM166 222H168V221H166ZM200 223L199 225H198V223ZM212 222V225L210 224ZM147 223V222H146ZM184 224V225H183ZM201 224H202V226H201ZM209 224V225H208ZM219 224H220V226H219ZM222 224H224L225 225V228H224V226H223V229L221 228V225ZM206 225H207V227H206ZM214 225H216V227H220V232H219V234H217L216 232H218V231H215V230H212V229H210V228H213L212 226H214ZM108 226V225H107ZM176 226H178V227H176ZM182 226V227H181ZM201 226V227H200ZM205 226V227H204ZM208 226H209V228H208ZM228 227V230L226 229L227 227ZM109 227V226H108ZM149 228H150V226H148ZM147 227V229L146 230H148L149 228ZM180 227V228H179ZM208 228L209 229V231H211L212 230V233H211V236H209L210 235V232L208 231V230H206V232H204L205 231V229L204 228ZM143 228V227H142ZM184 228V229H183ZM187 228H189V229H187ZM193 229V234L195 233V231L196 232H198L199 231V229L201 230V231H199L198 232V237L196 236V238L197 239H193L192 237H193V235L192 236H188V233H190L191 231H192V229ZM130 230V231H127V230ZM153 228H151L150 229V231L152 230ZM160 230L159 232L160 233H152V231H154V230H152L151 232L150 231H146L145 233H142L143 235H142V237L140 236L139 237V239L137 240V239H134L133 240V243L134 244H136L137 242H139V240L142 242V238L143 239H145L146 237V242L147 243H145V240H143V242L145 243V244H143L144 246H142V243L140 242V246H141V249L144 247V250H145V248L147 247V248H150V245H149V243H148V241L147 240H149L150 239V241L152 242V244H151V249H152V246L154 247L156 244H157V246H162V245H158V243L156 242V241H159V240H162L163 239V241H162V244H167L166 245V249H169V247H170V244L168 243V242H164V239L166 240V241H168V240H170V235L169 236H167L168 234H170V233H168V231H166L165 229V232L166 233H168V234H166V237H164V234H165V232H164V230ZM202 229H204V230H202ZM213 229H217V230H219L218 228H215V226H214V228ZM178 230H179V232H178ZM186 230V231H185ZM195 230V231H194ZM227 230V231H226ZM234 230V229H233ZM125 231H127V232H125ZM158 231V230H157ZM203 231V232H202ZM215 231V232H214ZM132 232V233H131ZM185 232H187V233H185ZM209 232V233H208ZM224 232H225V234H224ZM236 232V230H234V232H233V236L231 235V236H227V240L225 239V241L227 242H229V243H226V245L225 246H227L226 248H225V250H224V252L221 254V255H219L218 257H217V259L218 260H225V258L226 259H232L233 260V262L234 261H236L237 259H236V252L234 253V251H236V248H235V246L237 245V243H233V242H235V241H232V239H228V238H233L234 236H236V234H237V232ZM147 233V234H146ZM204 233H206V234H204ZM217 235H216V234ZM258 233V232H257ZM257 233H256V235H257ZM89 234V233H88ZM120 233L118 232V234L117 235H119ZM151 234H154V235H156V236H152V238L154 237V241L156 242V244L154 243V241H153V239H151ZM208 234V235H207ZM223 234H224V236H223ZM261 234L262 233H260L259 235H257V239L256 238H253L254 240H255V243L257 244V245H260V243L262 244L264 241L262 240V236H261ZM149 235V236H148ZM161 235H163V236H161ZM195 235V234H194ZM212 235H213V237H215V238H211L212 237ZM217 237H216V236ZM144 236H146L145 238H144ZM158 236H161V238L159 237V240H158ZM211 238V240H208V239H210L209 237ZM261 236V237H260ZM150 237V238H149ZM222 237V238H221ZM254 237H256V236H254ZM141 238V239H140ZM149 238V239H148ZM168 238V239H167ZM206 238V239H205ZM208 238V239H207ZM226 238V237H225ZM222 239V241H224ZM122 241H124V239H122ZM126 241L128 242V241H131V240H128V239H126ZM149 241V242H150ZM224 241V242H225ZM263 241V242H262ZM150 242V243H151ZM233 243V244H232ZM99 243H96V247H98L99 245H98ZM154 244V245H153ZM187 244V245H188ZM236 244V245H235ZM239 244V243H238ZM11 246H8V247H15L16 245L15 244H10ZM149 245V246H148ZM179 245V246H178ZM229 245H230V247H229ZM101 246V245H100ZM99 246V247H100ZM103 246V245H102ZM102 246L100 247V248H102ZM156 246V247H157ZM164 246V245H163ZM162 246V247H163ZM167 246H169V247H167ZM156 247H154L153 249H155ZM178 247V248H177ZM185 247L187 248V246L185 245ZM103 248H105V247H103ZM164 248V249H165ZM140 249V248H139ZM157 249V251H154V253H155V256H158V252H160L161 251V247L160 248H156ZM155 249V250H156ZM158 249H159V251H158ZM165 249V250H166ZM223 249V248H222ZM258 247H256L255 248V251H256V253H255V251L253 252L252 250H251V253L253 254V258L254 259H251L250 258V262H251V260H252V262L251 263H253V264H255V262L257 263V262H259L260 261V259L261 258H257L256 256H258L259 255V251H258ZM165 250H163V251H165ZM103 251H104V249H103ZM134 251H137V249L136 250H133V253H134ZM150 251V250H149ZM163 251H161L160 252V254H159V256L161 257V253H163ZM166 251H168V250H166ZM185 251V252H184ZM137 252H139V250L137 251ZM261 252V251H260ZM139 253H142V252H139ZM138 253V254H139ZM164 253H167V252H164ZM163 253V254H164ZM196 253H197V255L198 254H200V253H202V252H197L196 251ZM196 253H191L192 255H194L198 260L201 258V257H204V259L208 262V263H212L213 262V258H212V253L210 252V251H208V253H207V251H206V253L205 254H201V255H199V256H197L196 255ZM137 254V255H138ZM145 254L147 255V258H150V257H152V252L150 251L149 253L147 252H145V253H143V254H141V255H143V256H145ZM157 254V255H156ZM210 254V255H209ZM136 255V257H139V255L137 256ZM140 255V259L142 258V256ZM153 257H154V255H153ZM153 257L152 258H150V261H152V259H153ZM232 257V258H231ZM257 258V261L255 260L256 258ZM138 258V259H139ZM144 258V257H143ZM43 259H44V262L45 261H47L46 259H45V257H43ZM156 259H158V257L157 258H155L154 260L156 261ZM149 260V259H148ZM1 262H0V264L1 263H3V264H5V262L3 261V260H0ZM196 261L197 260H194L192 263H194V264H198V263H196ZM199 262V261H198ZM152 263V262H151ZM250 263V264H251Z\"/></svg>","mask_w":264,"mask_h":264}]
</instances>
